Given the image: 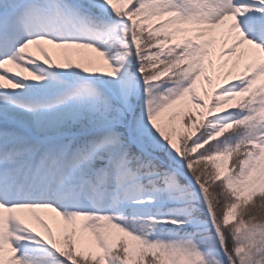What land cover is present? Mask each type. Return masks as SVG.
<instances>
[{
    "label": "snow or ice",
    "instance_id": "obj_1",
    "mask_svg": "<svg viewBox=\"0 0 264 264\" xmlns=\"http://www.w3.org/2000/svg\"><path fill=\"white\" fill-rule=\"evenodd\" d=\"M0 264H264V0H0Z\"/></svg>",
    "mask_w": 264,
    "mask_h": 264
}]
</instances>
